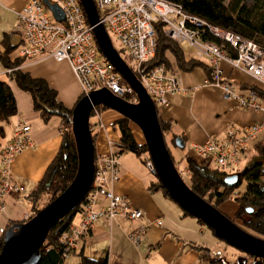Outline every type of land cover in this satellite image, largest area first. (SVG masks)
Listing matches in <instances>:
<instances>
[{"label":"built area","instance_id":"obj_1","mask_svg":"<svg viewBox=\"0 0 264 264\" xmlns=\"http://www.w3.org/2000/svg\"><path fill=\"white\" fill-rule=\"evenodd\" d=\"M47 2L61 11L62 21H55L39 0H27L16 12L15 26L21 36L16 56L25 59L47 57L54 62L64 61L80 88L81 96L99 88H105L119 98L132 94L129 87L120 82L119 75L112 66L99 54L92 39L91 28L86 23L77 0ZM92 2L97 23L101 25L109 41H114L121 50L126 65H130V71L134 72L155 108L165 106L166 96L179 90L177 72L167 70L162 64L148 69L141 68L153 55L154 26L158 24L166 38L181 48H187L190 57L204 61L209 66V84L216 86L223 97H230L239 108L262 112L263 118L259 123H251L236 130L227 127L220 138L208 136L198 145H188V151L198 160H206L219 168L235 166L239 154L245 151L247 142L264 127V107L256 103L257 97L253 91L248 90L244 95L234 93L230 82L222 76L220 63L225 62L231 69L241 70L255 82L254 86L263 88L264 52L252 41L215 26L205 25L165 0ZM199 27H204L209 35L223 42L227 50L201 39L197 30ZM94 109L95 107L91 109L93 117L98 118ZM263 140L264 137L261 141ZM32 146L28 125L23 121H16L10 140L0 151V212L3 210L5 196L22 192V186L15 182L9 172V164L15 155ZM118 157L117 151L93 155L91 181L83 195L85 202L78 212V224L75 227L69 226L60 236L66 253L75 251L77 242L88 235L91 224L97 219L109 223L115 219L133 221L142 216L140 210L129 208L125 198L114 194L109 187L117 180ZM143 166L153 175L148 158L143 161ZM99 196L106 200V204L102 208L93 209ZM154 224L158 225L159 222L155 221ZM144 228L128 232L126 238L136 244Z\"/></svg>","mask_w":264,"mask_h":264},{"label":"crops","instance_id":"obj_2","mask_svg":"<svg viewBox=\"0 0 264 264\" xmlns=\"http://www.w3.org/2000/svg\"><path fill=\"white\" fill-rule=\"evenodd\" d=\"M26 2L27 0H0V37L5 33L11 46L19 44L21 36L16 31L15 18L16 12ZM15 55L16 52H13L12 56ZM18 68L33 77L44 79L56 96L75 89L77 83L65 62H54L47 57L24 60ZM220 69L223 78L230 82L232 91L238 95H244L247 91L239 89V85H256L244 72L231 69L225 62L220 63ZM7 71L0 66V79H7ZM176 76L179 90L167 95L166 105L155 108V114L168 123V133L164 137L167 143L170 135L182 140L181 149H185L186 153L181 156L191 155L188 145H198L208 136L220 138L227 127L236 130L251 123H259L263 118L261 111L239 108L230 97H223L216 86L205 82L202 70L197 67L187 72L177 71ZM8 84L15 102V115L6 124H2L0 149L9 140L16 121H23L28 125V136L33 146L23 149L9 164V172L15 182L22 186V192L4 197L3 210L0 212V233L7 224L19 222L28 215L29 204L24 196L42 176L59 143L57 119L50 118L42 123L31 110L29 96L24 95L12 82L9 81ZM256 103L264 107V96L257 97ZM97 115L100 126L93 133L92 154L118 152L115 145L117 133L111 127V122L119 115L107 108L99 109ZM263 137L264 127L247 142L243 153L249 156L255 142L264 150V140L261 141ZM150 178L151 175L139 158L131 153H119L117 180L109 187L114 194L125 198L129 208L140 210L142 216L133 221L115 219L106 223L102 219L95 220L88 235L77 242L74 253L80 252L91 258L106 255L107 264H201L196 253L187 247L188 243H195L193 235H202L201 229L186 220L160 192L149 191L147 184ZM105 204L106 200L99 196L92 208L99 209ZM217 209L229 219L235 205L231 201H225ZM79 219L78 213L74 215L71 227L76 226ZM155 221L159 225H155ZM139 227L145 228L138 242L132 244L126 235ZM203 244L201 242L198 245ZM235 253L234 259L244 255L237 250ZM219 256L226 261L234 260Z\"/></svg>","mask_w":264,"mask_h":264},{"label":"trees","instance_id":"obj_3","mask_svg":"<svg viewBox=\"0 0 264 264\" xmlns=\"http://www.w3.org/2000/svg\"><path fill=\"white\" fill-rule=\"evenodd\" d=\"M165 1L178 6L183 13L201 20L205 25L215 26L252 41L264 52V0ZM197 30L200 32L199 36L201 39L210 41L221 49L227 50L226 45L219 39L209 35L204 27H199ZM153 41V55L147 62L141 65V68L148 69L153 65L162 64L167 70L176 69L187 72L197 67L202 70L205 82L209 83L211 81L209 66L205 62L193 57H184L177 45L166 38L160 31L158 24L154 26ZM18 46L19 44L11 46L7 41V35L2 33L0 37V66L8 71L7 79H0V139L3 137L2 124H6L8 119L15 115V102L8 84L9 81L18 90L27 93L30 99L31 110L42 123L47 122L53 116L56 117L57 130H59V143L55 153L46 165L40 179L24 196L29 204V213L24 219L19 221L23 222L46 203L54 199L69 184L75 173L76 155L69 132L67 117L73 104L81 97V93L78 94L70 107L65 108L56 98L55 91L47 85L44 79L33 77L18 68L24 60H27L16 55L12 56ZM115 51L125 62L123 54H120L121 50L117 47ZM128 66L131 69L130 65ZM119 80L121 83H124L121 77H119ZM239 89L253 91L259 98L264 96V87L258 88L254 85L242 84L239 85ZM122 99L134 102L132 94L123 96ZM99 109L106 108L96 106L94 111L97 113ZM155 117L162 135L164 147L175 167L174 159L168 150L170 146L175 148L172 144L174 136L170 135L167 143L164 137L168 133V123L160 120L156 114ZM129 124L130 122L120 115L111 122V127L117 133L116 147L118 153H131L139 158L143 165V161L147 159L145 147L143 143H137L134 140ZM92 139L93 135H90L91 144ZM251 149L253 151L251 150L249 154L247 164L243 168L236 170L234 174H231L235 175L232 183H224L222 181L223 177L227 176L226 172L222 170L223 168L211 166L206 160H198L192 155H182L177 159L178 161H181L182 158L185 160L182 168L185 173L184 179L177 168L176 171L192 193L215 209L225 201L233 202L235 209L229 220L248 234L264 240V150L256 142L252 144ZM147 189L151 192L158 191L163 197L169 199L154 175H151ZM84 202L83 196L70 212L50 225L41 245L37 249L38 259L36 264H62L64 255L70 254L77 256V261L74 264H107L106 255L91 258L84 256L80 252L74 253L70 251L66 253L60 241V236L69 229L74 215L79 212L80 206ZM181 214L188 216L183 211H181ZM194 220L202 225L197 219ZM10 224H7L0 233V241L3 231ZM207 230L212 234L210 229L207 228ZM187 247L196 253L197 259L201 264H232L233 262L226 261L215 253L210 255L209 250L203 245L188 243ZM238 258H245L246 263L251 261V257L247 255ZM235 264L243 263L239 259ZM250 264H264V260L255 259Z\"/></svg>","mask_w":264,"mask_h":264},{"label":"water","instance_id":"obj_4","mask_svg":"<svg viewBox=\"0 0 264 264\" xmlns=\"http://www.w3.org/2000/svg\"><path fill=\"white\" fill-rule=\"evenodd\" d=\"M39 2L48 10L55 21H62L61 11L47 0ZM88 26L92 39L102 56L129 87L134 102L125 101L111 94L105 88H99L81 96L71 107L67 123L76 155V169L69 184L50 202L37 210L23 222L10 224L2 233L0 241V264H36L38 247L52 223L70 212L87 191L92 175V144L87 125L89 112L96 106H103L126 118L139 130L147 158L151 163L153 175L160 187L181 211L197 219L212 231L213 236L231 248L250 256L235 258L250 264L255 259L264 260V240L254 237L233 224L217 209L197 197L180 179L162 141L158 128L154 106L145 90L132 74L128 66L111 46L101 25L92 0H77ZM176 149L183 142L179 137L172 139ZM235 175L223 177L224 183H232ZM249 211V210H248Z\"/></svg>","mask_w":264,"mask_h":264},{"label":"rangeland","instance_id":"obj_5","mask_svg":"<svg viewBox=\"0 0 264 264\" xmlns=\"http://www.w3.org/2000/svg\"><path fill=\"white\" fill-rule=\"evenodd\" d=\"M16 31L18 32V29ZM110 43H111V46L113 47V49L114 48L117 49L114 41H112L111 39H110ZM177 47H178L179 51L181 52V54L184 57L188 58V56H190V51L187 48H181L178 45H177ZM120 54H121V52H120ZM67 67H68V65H67ZM68 69H69V67H68ZM172 70L175 71V72H177V71L179 72V70H176V69H172ZM132 74L134 75L133 72H132ZM23 93H25V92H23ZM78 94H80V88H79L78 84L76 83L75 89L72 88L71 90L69 89V90H66V91H64L62 93H59L58 96H56V98L62 103V105L65 108H68L74 103V100H75L76 96H78ZM24 95H27V94L25 93ZM51 119L55 120L56 117L53 116V117H51ZM87 120H88L87 121V125L89 127V134L93 135L94 130L96 129V127L100 126L99 119L98 118H94L93 114L91 115V111H90V114H89ZM129 128H130V130L132 132L134 140L137 143H142L143 140H142L141 134H140L139 130L137 129V127L135 125H133L132 123H130L129 124ZM115 145H116V143H115ZM168 150L171 152V155H172V157L174 159L175 169L177 168L178 172L183 176V179H184V174L185 173L182 170V168H183V164H184L185 160H184V158H182L181 161H178L177 159L179 157H181V154L185 152V149L179 150V149H176V148H173V147L170 146V147H168ZM248 158H249V156L246 155V153L239 154L238 161H237L235 166L223 167L222 170L225 171L227 175L234 174L236 172V170H239V169L243 168L247 164ZM210 165L213 166L212 163H210ZM168 201L181 214L180 209L176 208L177 206L175 204H173L170 200H168ZM184 218L186 220H190L196 226V228H200L201 231H202V235L201 236H200V234L193 235V237H195V243L194 244H200L201 242H203L204 243L203 246H205L209 250L210 255H213V253H215L217 256H219V254L222 255V256H225L226 259H229V260L230 259H234L233 256H234L235 250L233 248H231L230 246L226 245L225 243H223L221 241L216 240L213 237V235L209 232V230H207V228L204 225L198 224L191 217L184 216ZM73 227H75V226H73ZM235 254H239V253H235ZM76 261H77V256L70 254V255H67L66 257H64L62 264H74Z\"/></svg>","mask_w":264,"mask_h":264},{"label":"bare ground","instance_id":"obj_6","mask_svg":"<svg viewBox=\"0 0 264 264\" xmlns=\"http://www.w3.org/2000/svg\"><path fill=\"white\" fill-rule=\"evenodd\" d=\"M19 47V46H18ZM33 59V58H32Z\"/></svg>","mask_w":264,"mask_h":264}]
</instances>
